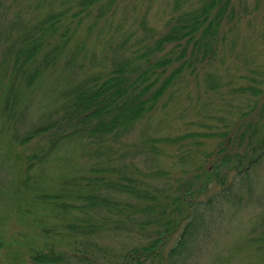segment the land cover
Wrapping results in <instances>:
<instances>
[{
    "label": "trees",
    "instance_id": "1",
    "mask_svg": "<svg viewBox=\"0 0 264 264\" xmlns=\"http://www.w3.org/2000/svg\"><path fill=\"white\" fill-rule=\"evenodd\" d=\"M111 1H69L50 11L40 36L33 27L23 35L27 51L11 46L19 48L18 67L0 99V130L10 128L19 148L58 130L63 142L81 148L86 169L64 176L50 193L29 188L21 168L19 189L24 185L28 202H46L52 216L60 215L44 222L28 203H16L13 212L24 221L12 225L26 223L30 236L0 232V264H146L163 256L166 264L186 263L201 249L209 212L224 214L218 205L227 210L236 186L264 158L259 0L252 6L247 0H172L157 34L143 17L136 23L116 19L120 0ZM76 65L84 67L80 76ZM41 75L66 84L48 89L56 91L47 112L54 113L20 130L19 95L38 89ZM9 76L2 57L0 83ZM152 122L170 129L144 135L148 156L163 155L166 164L145 168L124 161L123 139ZM41 147L23 160L26 172L39 166L37 155L49 154ZM120 234L132 239L122 248L109 244Z\"/></svg>",
    "mask_w": 264,
    "mask_h": 264
},
{
    "label": "rangeland",
    "instance_id": "2",
    "mask_svg": "<svg viewBox=\"0 0 264 264\" xmlns=\"http://www.w3.org/2000/svg\"><path fill=\"white\" fill-rule=\"evenodd\" d=\"M69 1L75 0H0V61L4 57L6 67L10 71L8 80L3 84L0 83V99L8 82L9 86L12 85V72L18 67L16 52L19 48L11 50V46L18 43L21 51H27L28 49H23L27 45V40L23 39V35L33 27L32 30L35 29L37 36H40L38 27L46 19H50V11L64 7ZM112 1L110 6L114 4ZM171 2L172 0H120L114 16L124 23L126 21L136 23L140 17H143L146 24L151 26L153 33L157 34V28L165 19L163 17L170 13ZM247 3L249 6L254 4L253 0H247ZM259 5L260 9L264 8V0H259ZM122 6L132 7V9L121 11L120 7ZM39 17L42 18L38 19ZM92 19L90 16L86 21ZM102 28L104 27L101 25V30ZM129 28L136 30V33L141 32L137 27ZM48 34L49 30L43 33V36ZM50 35H52L51 31ZM6 44L5 48H1ZM97 57L96 62H100L103 58L100 54H97ZM83 72L84 67L76 65L74 74L80 76ZM65 84L56 76L48 75L40 79L39 85L41 86L38 89L27 93L26 91L21 92L19 104L22 103L23 113L18 123L19 129L28 128L32 123L44 120L53 114L55 110L51 113L47 112L54 108L55 92ZM49 88H55L56 91H49ZM169 130L164 124L157 125L156 122H152L149 127L139 125L128 137L123 139L121 149L124 161L131 159L145 168L164 166L166 161L163 155H159L157 158L148 156L149 140L144 135L163 134ZM10 133V128L0 130V232L23 233L25 237H29L26 223L14 222L12 225L13 219L24 221L13 212L16 203L22 205L28 203V207H32L35 216L44 218V222H49L47 218L54 219L60 214L56 212L52 216L51 211H48L45 206L46 202L29 203L28 193L23 189L24 185H22V190L19 189V181L22 179L21 168L25 169V172L28 171L24 167L23 160L31 157L34 153L39 154L42 151V144L49 150L51 142H56L49 150V154L37 155L40 156L39 166L32 173L24 172L23 174L29 188L40 187L52 193L61 184L64 176H74L79 170H85L86 159L77 144L63 142L59 138L60 131L58 130L38 140L36 146L27 144L25 148H23L24 146L19 148L17 142L9 137ZM144 155L147 156L146 164H143ZM18 190L20 195L26 197V200H19ZM234 195L235 198L233 196L227 201V210H222L218 205L224 214H220L216 209L209 212L207 218L209 227L198 247L201 249L198 250L193 260L187 261L189 264H264V158L254 165L249 177L236 186ZM127 208H124L125 213H127L125 210ZM52 229L57 230L55 227ZM130 229L138 231L137 228ZM36 237L39 235L33 233L30 238L37 241L38 245H42L41 238L35 240ZM124 239L132 238L126 234H120L117 237H110L108 242L116 248H122L129 243ZM52 241L57 242V237ZM167 262L168 260L163 256L161 261L149 260L146 264H166ZM187 262L177 261V264H188Z\"/></svg>",
    "mask_w": 264,
    "mask_h": 264
}]
</instances>
